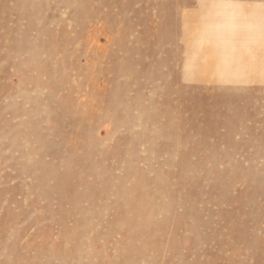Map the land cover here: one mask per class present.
Listing matches in <instances>:
<instances>
[{
	"label": "rangeland",
	"instance_id": "1",
	"mask_svg": "<svg viewBox=\"0 0 264 264\" xmlns=\"http://www.w3.org/2000/svg\"><path fill=\"white\" fill-rule=\"evenodd\" d=\"M0 264H264V0H0Z\"/></svg>",
	"mask_w": 264,
	"mask_h": 264
}]
</instances>
